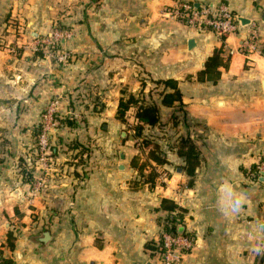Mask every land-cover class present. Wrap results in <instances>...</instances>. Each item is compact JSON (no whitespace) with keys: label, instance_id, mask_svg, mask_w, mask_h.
Wrapping results in <instances>:
<instances>
[{"label":"crops","instance_id":"crops-1","mask_svg":"<svg viewBox=\"0 0 264 264\" xmlns=\"http://www.w3.org/2000/svg\"><path fill=\"white\" fill-rule=\"evenodd\" d=\"M179 1L0 0V245L17 264H154L146 242L168 213L162 197L183 207L194 238L180 264H264V177L251 175L264 153V0H188L246 19L223 36L169 16ZM54 31L67 32L57 50L44 42ZM215 48L232 54L228 67L198 80ZM156 78L177 80L181 108L161 102ZM142 87L160 115L144 133L168 159L145 168L153 182L130 164L145 155L128 128L134 107L116 117L123 91ZM53 99L57 125L40 159L37 125ZM178 137L199 149L193 176Z\"/></svg>","mask_w":264,"mask_h":264},{"label":"trees","instance_id":"trees-1","mask_svg":"<svg viewBox=\"0 0 264 264\" xmlns=\"http://www.w3.org/2000/svg\"><path fill=\"white\" fill-rule=\"evenodd\" d=\"M232 54H228L226 57H223L221 54V48H215L212 52L206 57L204 65L196 73V78L198 80H212L215 81L219 78L221 70L219 65L227 68ZM155 85H162L163 89L160 91L162 98L161 102L165 105H174L177 101L178 107L181 108V92L177 85V80L173 78H156L153 79ZM142 85L145 82L141 81ZM169 90H165L166 88ZM151 92V89L148 90V94ZM123 95L120 96L118 104L116 107V117L120 120H125L126 111L130 107H134L133 115L135 117L134 122H132L128 127L133 129L134 135L141 139V146L139 148L145 150V155L142 157L139 154H135L131 160L130 164L135 167L138 171L140 177L146 181H154L157 172L154 167L151 166L149 171L145 172V168L154 162L155 164H164L168 162L166 157V149L161 147L156 141H154L150 136L144 133V126L146 124L154 125L159 122V108L158 105L152 101L149 97L146 96L143 87L139 90L137 94L132 92L123 91ZM174 148L176 152L180 155H184L186 163L185 170L188 175L193 176L195 174V168L199 162V149L194 144V142L189 137H178L174 142ZM191 184V180L188 182ZM160 206L168 209V213L164 217V226L168 227L167 221H169L172 227L175 226L178 222H181L183 207L178 205L172 199L167 197H162L160 201ZM176 209V210H175ZM176 211V212H173ZM14 238L15 235L12 230H8L6 245L12 249L14 247ZM153 242L147 241L146 246L153 248ZM2 261L6 264H14V258L8 255H2Z\"/></svg>","mask_w":264,"mask_h":264},{"label":"built area","instance_id":"built-area-1","mask_svg":"<svg viewBox=\"0 0 264 264\" xmlns=\"http://www.w3.org/2000/svg\"><path fill=\"white\" fill-rule=\"evenodd\" d=\"M169 16L174 17L187 25L199 31H212L218 35H225L233 32L238 28L237 14L224 2H218L214 5L208 3L195 4L192 1L182 0L175 5L166 9ZM65 31H54L50 36L44 39L46 45L57 50L59 39L65 35ZM257 44V33L254 31L251 37L243 43L240 49L245 52L247 49L255 48ZM260 52L264 55V46L260 47ZM61 55L66 58L67 53L62 52ZM57 100H51L46 108L42 111L40 120L37 125V152L40 159H45L50 151V135L57 125L56 120ZM130 125V124H128ZM130 128V127H128ZM135 144L141 146V139L136 138ZM251 175L255 179L264 177V153L256 160L254 167L251 169ZM165 223V222H164ZM162 223L158 237L153 241V251L156 254V263L154 264H180L182 256L194 245V238L189 232L180 230L181 222L172 227L167 221L168 227ZM4 255L0 245V264H6L2 261ZM14 264H17L16 262Z\"/></svg>","mask_w":264,"mask_h":264},{"label":"water","instance_id":"water-1","mask_svg":"<svg viewBox=\"0 0 264 264\" xmlns=\"http://www.w3.org/2000/svg\"><path fill=\"white\" fill-rule=\"evenodd\" d=\"M262 18H263V20H264V12H263V15H262ZM237 20H238V22L240 23V24H243L244 22H246L245 20V18L244 17H242V16H237ZM192 40L193 39H190L189 41H188V45L191 47L192 45H191V43H192ZM194 42V41H193ZM179 229L182 231L183 230V227L181 226V227H179ZM49 238H50V233H49V231L48 230H44L43 232H42V236L40 237V240H42L43 242H47L48 240H49ZM146 264H153V262L151 261V260H148L147 261V263Z\"/></svg>","mask_w":264,"mask_h":264}]
</instances>
